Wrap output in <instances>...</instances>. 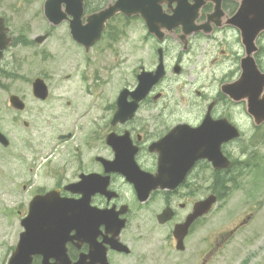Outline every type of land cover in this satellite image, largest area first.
Segmentation results:
<instances>
[{"label":"flooded vegetation","instance_id":"flooded-vegetation-1","mask_svg":"<svg viewBox=\"0 0 264 264\" xmlns=\"http://www.w3.org/2000/svg\"><path fill=\"white\" fill-rule=\"evenodd\" d=\"M241 1L221 0V10L214 21H208V15L214 12L215 4L210 1L204 2L194 23L201 29L189 35L185 44L180 40V28L165 34L162 42L149 35L148 38L156 44L154 50L156 61L147 67L139 66L136 75L142 70L154 71L160 62L164 65L165 75L139 103L132 118L112 124L116 109L113 102L107 107L112 113L106 116L95 115L89 120L93 127L92 130L91 126L88 127L84 145L86 149L83 152L79 148L74 150L59 148L61 143L73 139L71 135L65 141H57L53 151L46 155L32 150L29 155L27 154L32 162L25 161L19 174L17 171L14 173L11 167L7 169L10 190L19 191L21 195L17 196L20 201L8 206L7 211L3 210L4 206L0 207V214L6 215L10 223L8 231L2 234L4 236H0V264H12L20 236L26 233L33 234L27 239L35 247L24 251L23 264H56L57 259H66L70 264H75L80 254H88L89 245L82 244L78 248L76 238L75 217L80 207L78 201L83 195L76 192L77 189L73 185H77L82 176L90 177L87 191H84L87 195L82 208L108 216L97 223L95 240L106 248L110 264H120V261H125L134 251L133 240L126 239L125 235L132 221H137L136 230L140 231V235L143 234L147 223L151 224L152 230L154 226L165 227L167 234L163 241L168 244L171 251H175V240L172 236L175 225L183 223L194 205L205 198L200 186L204 184L205 178L203 166L208 162L197 160L177 187L156 189L144 202H140L136 197L133 185L121 173L113 170L134 165L147 175H156L160 153L153 150L152 146L179 125L196 129L207 118L211 122L224 118L231 121L230 109L239 107L244 110L248 121L252 122V117L247 111L248 103L234 102L221 92L222 86L234 81L240 73L239 63L244 52L241 31L230 21L240 10ZM187 3L191 5L192 0H187ZM160 5L168 15L176 6V4L169 6L165 1ZM135 20L142 22L144 26L140 17ZM255 46L254 60L260 73L264 75V30L257 34ZM173 47H178L179 51L173 61H168ZM233 48H237L235 52ZM232 54L236 77L232 79L229 74H225L218 85L219 91L216 92V63L218 67L223 65ZM171 80L179 85L174 88V92L182 101L173 102V105L171 102H163L166 94L162 86ZM135 86L128 90L132 91ZM184 95L187 99L183 97ZM127 100L130 101L131 98L128 97ZM260 127H264V123ZM242 133L240 131V135ZM108 138L120 139L126 145L123 155H116L108 144ZM235 142L237 140L222 146L223 154L231 161V166L238 164V161L231 152H227V149ZM4 177L5 173L2 174V180ZM17 178L19 182H16ZM212 186L214 190L211 189L209 194L213 193L219 197L216 194V173ZM126 194H129V198H126ZM36 198L37 204L32 205ZM165 210L170 211L171 219L161 225L157 222V217ZM123 220L125 226L121 228ZM202 222L203 217L192 223L184 239V245ZM117 227H120L119 240L128 245L131 250L129 254L118 253L105 243ZM11 233H14V240L9 243L7 235ZM199 246L195 251L197 260L200 261L197 264L210 262L219 250L216 243L208 249ZM185 250L186 248L184 251L175 252L180 254Z\"/></svg>","mask_w":264,"mask_h":264},{"label":"rangeland","instance_id":"rangeland-1","mask_svg":"<svg viewBox=\"0 0 264 264\" xmlns=\"http://www.w3.org/2000/svg\"><path fill=\"white\" fill-rule=\"evenodd\" d=\"M43 3L44 0H0V16L5 18L15 38V44L0 63V131L10 142L7 150L0 146V207L4 206V211L20 201L17 196L21 195L19 191L10 190L8 168L19 174L25 161L32 162L28 157L32 150L48 154L53 151L60 134L71 133L73 139L61 143L59 148H79L83 152L88 127L91 126V130L93 127L89 120L95 115L112 113L107 107L115 102L122 87L131 89L135 86L138 67H147L156 61V44L148 38L141 22L113 20V30L105 33L107 38L85 55L71 41L66 22L54 27L46 21ZM44 34H48V38L43 44L29 45L34 38ZM110 35L113 40L109 39ZM236 49L233 48V52ZM178 51V47H173L168 61H173ZM217 65L216 92L225 74L232 79L236 77L234 54L223 65ZM5 68L11 71L14 68L15 75L6 78L2 72ZM36 77L42 78L49 89L48 99L44 102L32 96L31 83ZM177 86L172 80L162 86L166 94L163 102L172 105L182 102L174 92ZM11 95L24 101V111L17 112L9 106ZM183 97L187 99V96ZM230 116L243 133L227 149L238 161L232 169L234 173L239 168L233 183L227 185L229 191L204 217L185 243V252L180 254L171 251L163 241L167 234L165 227L154 226L152 230L151 224L147 223L140 235L136 230L137 221H132L125 235L126 239L133 240L134 251L124 264H197L200 261L195 251L199 245L208 249L213 243L219 250L206 264H264V127H254L240 107L231 108ZM23 122L28 126L24 127ZM240 162H249L250 166H242ZM203 171L204 184L200 188L206 197L211 189L214 190L215 174L207 163H204ZM9 226L6 215L0 214V236H4L2 234ZM7 237L12 243L14 233Z\"/></svg>","mask_w":264,"mask_h":264},{"label":"water","instance_id":"water-1","mask_svg":"<svg viewBox=\"0 0 264 264\" xmlns=\"http://www.w3.org/2000/svg\"><path fill=\"white\" fill-rule=\"evenodd\" d=\"M165 1L169 6L172 3L176 7L171 15H166L160 3ZM194 5H189L187 0H117L114 4L108 5L105 9L86 17L82 24L83 0H45L44 16L54 26L67 21L69 24L72 39L81 45L87 53L97 41L100 40L105 24L116 14L120 13L126 17L140 16L148 29L158 40H162L165 31L180 27L183 39L193 31L201 28L194 25L197 12L205 0H193ZM216 2V11H219L221 0H211ZM237 16L233 19V24L241 31L242 45L245 48V57L241 59V76L237 82L227 87H223V92L234 101H246L248 103L249 114L253 117L254 123L260 125L264 122V75H261L252 59L256 47L254 41L257 34L264 30V0H242ZM64 6V9L62 7ZM218 15V14H216ZM214 15L210 17L213 19ZM7 29L4 21L0 18V60L3 51L12 43V38L7 36ZM45 36L36 39L37 43H42ZM161 60V58H160ZM164 75V68L160 62L156 71L141 72L138 76V86L133 92L122 91L116 103V112L112 124L124 122L132 118L138 102L143 100L153 85H155ZM33 96L40 100H45L48 96V89L44 81L37 78L32 83ZM130 97L131 101H127ZM10 106L18 111L25 107L23 101L17 96L9 97ZM26 125V124H25ZM239 136L238 130L228 123L226 119L211 122L208 118L197 129L187 126H179L173 129L160 142L153 145V150L160 153L158 171L155 176L140 173L136 166H124L113 171H118L126 177V180L134 187L139 201H145L151 191L155 189H173L184 178L192 165L199 159L210 162L214 169L222 170L230 166L229 160L222 154V144L236 139ZM70 134L59 137V140L67 139ZM0 144L9 146L7 138L0 133ZM108 144L114 149L116 155H123L126 147L120 139L108 138ZM90 177H82L78 183L77 191L83 195L79 201L80 207L76 214V233L79 243H88L90 251L88 255H81L76 264H108L105 251L101 250V245L95 242V229L100 220L107 219L108 216L101 212L85 211L82 206L85 204L87 184ZM94 186L96 185L93 182ZM75 187V186H73ZM216 196L211 195L205 200L194 205L185 222L175 226L173 237L176 241V249H184L183 241L187 236L192 223L203 215L208 214L212 206L216 203ZM36 198L32 205L37 204ZM83 209V210H81ZM171 219V213L164 211L158 216V222L164 224ZM121 227V226H120ZM120 227L112 232L113 237L106 240L111 249L118 252L128 253L129 250L117 241ZM32 233L22 234L17 246L12 264H23V254L26 250H32L33 244L28 242ZM30 240V239H29ZM89 259V261H88ZM57 264H69L67 261L59 260Z\"/></svg>","mask_w":264,"mask_h":264},{"label":"trees","instance_id":"trees-1","mask_svg":"<svg viewBox=\"0 0 264 264\" xmlns=\"http://www.w3.org/2000/svg\"><path fill=\"white\" fill-rule=\"evenodd\" d=\"M91 0H87L86 6L88 9H94L91 4ZM8 77H12L8 75ZM232 169L222 171V172H216V191L220 192V196L225 195L229 191V187H227L228 184L233 183L234 173Z\"/></svg>","mask_w":264,"mask_h":264}]
</instances>
